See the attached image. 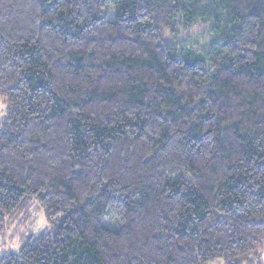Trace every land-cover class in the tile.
Masks as SVG:
<instances>
[{"label": "trees", "instance_id": "1", "mask_svg": "<svg viewBox=\"0 0 264 264\" xmlns=\"http://www.w3.org/2000/svg\"><path fill=\"white\" fill-rule=\"evenodd\" d=\"M0 96V264H264V0H0Z\"/></svg>", "mask_w": 264, "mask_h": 264}, {"label": "rangeland", "instance_id": "2", "mask_svg": "<svg viewBox=\"0 0 264 264\" xmlns=\"http://www.w3.org/2000/svg\"><path fill=\"white\" fill-rule=\"evenodd\" d=\"M206 27L201 25L192 32L191 42L198 44L203 41L206 33ZM7 103L4 96H0V120L6 115ZM62 216H59V220ZM111 226H117L115 219H110ZM52 228L46 219L45 211L38 201H34L31 211L27 217L21 216L19 219L9 221L6 217L5 221H0V256L8 252H18L29 233H39L48 231ZM264 261V253L262 256ZM208 264H225L222 258L211 261Z\"/></svg>", "mask_w": 264, "mask_h": 264}]
</instances>
